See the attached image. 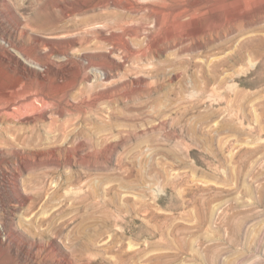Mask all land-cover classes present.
I'll list each match as a JSON object with an SVG mask.
<instances>
[{"label":"rangeland","instance_id":"obj_1","mask_svg":"<svg viewBox=\"0 0 264 264\" xmlns=\"http://www.w3.org/2000/svg\"><path fill=\"white\" fill-rule=\"evenodd\" d=\"M100 1L0 0V90L34 104L0 144V240L63 264H264V2L172 0L159 29L166 0ZM42 7L70 15L38 27Z\"/></svg>","mask_w":264,"mask_h":264},{"label":"bare ground","instance_id":"obj_2","mask_svg":"<svg viewBox=\"0 0 264 264\" xmlns=\"http://www.w3.org/2000/svg\"><path fill=\"white\" fill-rule=\"evenodd\" d=\"M166 1L167 2L155 1V2H151L147 5L148 6L147 9H149V11H150V16L152 15L154 17L156 25L159 27V29L161 27H163L166 23L172 24V23L176 22L174 20L175 18L169 19V20L164 19L163 18L164 13H168V14H171L172 17H174V16L176 17L177 13H181V11H183V10H180V8L175 5V2L173 5L172 4L173 2H171L172 0H166ZM241 1L242 0H228V2H241ZM243 1H245V2H264V0H243ZM190 2H195V1H190ZM207 2H209V1H207ZM114 4L118 7H122V8L127 9L129 12L127 15H121L120 12H118V11H108L107 15L110 14L116 18V19L114 18L113 21L114 20L116 21V24L118 27L119 26L125 27V25L126 26L128 25V24H126L127 22L136 20L135 16H134V12L136 10H138L139 8H136L135 6L129 4V2H121L120 1V2H114ZM186 5H187V3H186ZM99 6L100 7H106L107 9H109L110 8V2H103L100 0H84V2L82 3V7L78 8V9L79 10H85L86 8L90 9V8H95V7H99ZM184 12H186V7H185L183 13ZM69 15H70V13L65 12V14L62 18H58V17L54 16V13H52L49 10V8L42 7L39 9V11H37L35 17L33 18V21L38 25V27L40 26L42 28L58 29V28H61L62 26H64V22L66 20L65 17L69 16ZM186 15H188V13H185L183 16H186ZM217 17L220 20L219 16H217ZM187 18H189V17H187ZM134 32H137V31H134ZM263 39L264 38L262 37V43H264ZM259 42H260V40H259ZM259 45H261V44H259ZM253 47H254V45H253ZM258 50H260V49H258ZM21 99L19 100V98H17V96L16 97H3L2 91L0 90V120L2 121V123H1L2 126L0 129V144H2V145L3 144L7 145V144H11V143L13 144V140H15V139L10 137V135L15 136L18 133L17 131L20 127L18 124H22V126H24V127L26 126L25 124L23 125V123L26 122L23 119H26V118H23V116L21 117V115H23L24 112H27V110L31 109V107H34V104L32 102L28 103L27 101H22ZM28 114H30V113L28 112ZM5 161L9 162L7 160H5ZM4 170H5L4 165L1 162L0 163V173H2V172L5 173ZM19 176L20 175L18 174V176L14 178V182H13V187L16 189L21 188ZM0 188H2V187H0ZM1 194H2V192L0 189V204L2 201V195ZM1 205H3V204H1ZM0 209H2V208H0ZM0 211H2V210H0ZM0 222H1L0 224L2 226L5 225V224H2V221H0ZM17 226H19V225H17ZM20 226H23V224L20 223ZM17 231L22 233L23 236L25 235V233L23 232L24 230L22 231V229H19ZM41 231H39V232L35 231L33 234V231L29 230V232H30L29 234L30 235L32 234V236H37L40 238L43 236V232H41ZM6 235H7V239L4 242H2L0 240V249H1V251H0V264H63L61 262H63L64 258H61V256L57 255L58 254L57 252H59V250L57 251L58 248H57L55 243H51L49 246H46L44 243H42L41 241H37L35 238L34 240L30 239L31 241H29L30 242L29 245L25 246V245H22L23 243L20 244L19 240H17L16 238H15L16 240L14 239V236H16V234L11 232V233H8ZM23 241H24V239H23ZM2 245L5 246L6 248H2ZM82 249H83L82 246H78V245L73 247L72 256L75 257V259H77V260H78V258L80 259L81 255H82ZM59 253H61V252H59ZM73 257L71 259H74ZM59 259H61L62 261H60ZM72 264H78V263L73 262ZM82 264H86V263H82Z\"/></svg>","mask_w":264,"mask_h":264}]
</instances>
